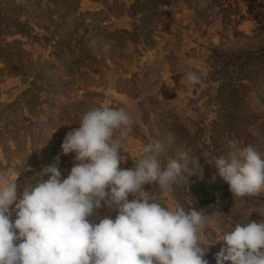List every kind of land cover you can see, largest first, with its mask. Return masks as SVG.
Returning a JSON list of instances; mask_svg holds the SVG:
<instances>
[{"label": "rangeland", "instance_id": "rangeland-1", "mask_svg": "<svg viewBox=\"0 0 264 264\" xmlns=\"http://www.w3.org/2000/svg\"><path fill=\"white\" fill-rule=\"evenodd\" d=\"M16 1L23 4L33 31L50 40L31 39L15 31L0 32V45L20 39V46L32 59L43 56L52 60L48 42L65 38L73 25L56 31L52 24L44 23L41 8L47 0ZM58 2L63 5L62 0ZM205 2L207 6L201 7V0H171L170 5H158L151 16L141 19L138 12L132 16L133 0H77L72 9L75 25L98 24L109 31L127 29L132 34L137 30L138 38L127 36L126 44L112 42L108 47V42L97 41L89 45L91 62L79 56L67 57L54 61L57 67L49 72L56 84L60 77L64 83L70 81L65 74L75 75L76 69L87 71L96 82L90 83L86 76L72 80L62 98L78 101L85 98L86 91H92L94 94L88 96L92 102L123 108L130 115L132 130L121 148L135 163L144 155L143 147L157 141L164 146L162 165L169 158L179 159L181 152L188 154L187 179L152 196L169 208L177 204L185 209L218 205L224 213L222 223L220 227L209 224L205 233L206 243L212 244L205 258L209 264H216L215 254L223 245L220 240L230 225L264 221L260 214L264 213V189L257 196L233 198L228 183L214 166L218 157L239 152L249 144L264 158V0ZM13 9L0 2V11ZM78 38L74 34L72 44ZM18 47L11 46L16 51ZM95 63L103 74L91 69ZM190 71L200 75L199 84L188 82ZM27 87L28 83L0 60V103L14 101ZM24 113L38 123L46 121L48 115L45 111L37 117L26 110ZM180 127L187 131H180ZM74 155H65L72 165ZM14 163H7L0 145V170H11L12 180L19 176ZM11 218H16L15 213Z\"/></svg>", "mask_w": 264, "mask_h": 264}, {"label": "clouds", "instance_id": "clouds-1", "mask_svg": "<svg viewBox=\"0 0 264 264\" xmlns=\"http://www.w3.org/2000/svg\"><path fill=\"white\" fill-rule=\"evenodd\" d=\"M200 6H207L205 0ZM186 78L193 86L201 82L195 71ZM132 124L123 108L89 109L79 128L66 133L56 157L58 165L60 155L75 154L67 178L49 166V179L27 185L19 199L11 170H0V264H209L206 229L220 227L224 213L217 204L165 207L144 190L148 184L166 192L187 179L186 152L162 165L164 146L157 141L143 147L134 168H121L120 147ZM214 166L233 198L264 189V158L251 144L218 157ZM102 207L115 217L91 221ZM220 241L216 264H264V221L230 225Z\"/></svg>", "mask_w": 264, "mask_h": 264}, {"label": "trees", "instance_id": "trees-1", "mask_svg": "<svg viewBox=\"0 0 264 264\" xmlns=\"http://www.w3.org/2000/svg\"><path fill=\"white\" fill-rule=\"evenodd\" d=\"M63 5L59 4L58 0H47V5L41 8L40 19L46 24L55 27L57 30H67L65 38L53 40L51 43L50 54L54 56L49 60L43 56H38L32 59L31 55L20 46V39H14L11 42L6 41L3 46L0 45V60L5 64L10 72L20 75L28 83V87L14 101L8 103H0V145L5 155L8 164L14 163L15 170L19 176L15 179L17 183V194L20 198L23 190L27 185H33L38 180L49 179L51 173H45L44 169L49 166L57 165L56 157L61 153V144L67 132L79 128V123L83 114L91 108L100 107L95 102H92L88 96L93 95L92 91H86L84 99L72 101L62 98L65 88L77 78L86 79L96 82L93 76L87 71L76 69L75 75L65 74L70 76V81L63 82V78H57V83L54 84L52 79L53 74L49 72L56 68L54 61L61 60L67 57L79 56L85 62H91V52L89 45H95L97 41L108 42L106 47L112 42L116 44H126L127 36L131 39L138 38V34H132L127 29H115L109 31L107 26L94 25L80 27L76 24L74 13L72 12L73 5L77 0H62ZM5 5H10L14 9L9 12L0 11V32L12 33L18 32L31 39L49 41L50 38L46 35L38 36L30 26L29 16L24 12V6L16 0H0ZM171 0H133L130 5L132 16H136L137 12L141 14L139 18L144 19L151 16L152 11L159 5H170ZM52 4V5H50ZM64 9V12H59ZM4 11V12H3ZM94 14H99L93 12ZM84 15V13H80ZM79 17L76 16V19ZM79 28V29H78ZM117 32H122L118 37ZM74 34L79 35V38L72 44ZM19 44L16 51L11 46ZM93 66V67H92ZM96 67V68H94ZM104 68H109L104 65ZM91 69L96 73L103 74L104 71L97 66L91 64ZM66 70L65 73H69ZM62 76V73H57ZM53 81V82H52ZM86 83V84H85ZM84 85H88L85 82ZM63 87L64 89H61ZM27 111L29 115L37 117L43 111L47 112L46 121L38 123L36 120H31L24 113ZM54 129V132L52 130ZM151 131V130H150ZM180 131L186 132L185 128L180 127ZM120 156L123 161L120 164L121 168H134V160L122 150L120 147ZM58 168L61 172V179L67 178L70 169L73 166L71 159L65 155H60ZM176 185V184H174ZM173 185V186H174ZM145 191L158 193V187L145 184ZM133 195H129V200L133 199ZM156 200V199H155ZM163 206L167 207L163 202L156 200ZM112 215L114 218L116 212L102 207L99 210H94L89 219L93 222L97 216Z\"/></svg>", "mask_w": 264, "mask_h": 264}]
</instances>
